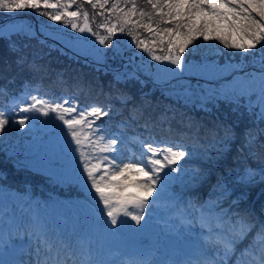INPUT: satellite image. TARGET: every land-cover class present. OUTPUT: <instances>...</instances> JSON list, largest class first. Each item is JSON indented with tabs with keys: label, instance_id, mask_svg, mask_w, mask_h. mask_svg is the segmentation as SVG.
I'll use <instances>...</instances> for the list:
<instances>
[{
	"label": "snow or ice",
	"instance_id": "1",
	"mask_svg": "<svg viewBox=\"0 0 264 264\" xmlns=\"http://www.w3.org/2000/svg\"><path fill=\"white\" fill-rule=\"evenodd\" d=\"M25 9L60 22L66 29L87 34L76 37L77 41L86 40L88 35L94 37L105 49L113 48L114 55H123L116 45L118 35L131 37L130 46L140 50L141 55L146 53L174 77L185 72L202 78L237 74L230 84L219 89H205L189 82L179 84L170 94L208 113L212 111L208 105L216 107L220 101L235 105L233 112L243 107L255 116L257 126L244 130L243 143L237 151L243 155L247 150L248 157L257 159L259 150L264 149V141L260 139L264 128L259 127V122L264 121V0H0L2 11ZM8 39L9 51L18 54V66L27 64L31 71L41 70L35 58L29 61L22 49ZM197 41L218 42L215 47L222 45L233 50L242 57V62L223 66L215 61L189 63L186 54H195L199 48ZM68 47L82 50L73 43ZM94 59L103 62L100 56ZM128 61L131 65L133 57ZM249 64L259 71H243ZM241 72L243 75H239ZM57 79L66 83L62 73ZM114 80L117 83L139 80V75L136 71H117ZM154 80L160 82V77L154 76ZM90 88L89 85L86 90L78 83L71 92L57 97L47 93L32 95L39 88L30 81H25L19 94L0 86V97H10L12 101L8 106L0 105V137L13 125L25 128L32 121L50 128L57 160L44 169L49 179L78 189L83 195L81 206L88 209L95 227L102 233L113 238L135 234L137 239L130 250L101 257L89 240L77 237L75 230L67 232L42 216L40 208L48 205L37 202L33 206L22 194L13 199L19 217L15 209L0 207L2 264H264V222L254 220L247 212L233 210L238 208L243 195L228 202L235 186L249 185L257 176L264 181V168L245 167L235 177L233 188L229 187L227 177L222 176L206 199H186L183 193L173 190V185L195 188L206 178L203 170L188 167L197 156L195 147L184 142L186 133L180 134L179 139L158 138L153 131L159 124L166 125L163 131L172 132L170 121L175 119V113L171 116L163 113L157 121L149 117L140 125L144 132H137L132 122L140 120L144 110L134 107L129 118L118 121L113 130L104 118L120 116L123 109L110 102H82L81 95L86 98ZM106 99H115L124 106L131 97L117 90L114 96L106 94ZM13 107L18 109L19 118L11 110ZM191 126L189 117L185 127ZM218 127L222 135L215 130L210 133L211 147L217 155L205 154L204 159L223 158L237 138L233 126ZM128 129H133L131 134ZM155 210L168 215L165 224L170 231L189 240L188 251L180 253L181 258L156 259L154 247L139 239ZM21 233L30 241L27 250L30 259L9 262L4 256L16 249Z\"/></svg>",
	"mask_w": 264,
	"mask_h": 264
},
{
	"label": "trees",
	"instance_id": "2",
	"mask_svg": "<svg viewBox=\"0 0 264 264\" xmlns=\"http://www.w3.org/2000/svg\"><path fill=\"white\" fill-rule=\"evenodd\" d=\"M23 16H28V22L25 21V19H21ZM95 19L96 22H99L98 17ZM2 21L4 22L0 27V33H3L4 35L0 36V78L5 75L14 74L15 79L22 78L26 81H30L33 86H38V94L43 95L47 93L49 94V96L57 97L62 95L65 91L71 92L73 87L78 83L82 84L86 90H88V86L90 85L91 88L90 91H88L87 97L85 98L83 95H81L80 97L81 101L84 103H87L89 101H94L101 104L110 102L114 104L116 108L125 109L126 117L124 119L129 118L130 111L134 107H142L144 110L143 117L138 121L132 122L136 130L138 129V127L143 129L142 127H140V125H142L144 123V120L149 117L152 121H157V118L160 117L163 113H167V115L169 116L175 113V119L170 121L172 132L163 131L162 129L166 127V125L157 124L156 129L153 130L157 136L164 132L167 137L179 139L180 134L186 133L187 135L184 137V142L188 144H197L199 141L201 145H210V142H208L209 140L204 141L203 139H196L191 131H189L183 124L178 122L181 121L182 123L186 124L188 122V118L190 117L192 119V126L190 128L199 129L200 119L204 118L206 120H209L208 118L204 117L205 114L202 115L195 109L193 110L189 108L183 100H176L175 98L165 96L164 94H142L145 90L143 88L135 86L134 84H131V86L129 85L130 87L128 85L125 86L123 83V85H112V83H110L112 82V79L109 78H112L114 76L113 70L104 72L103 69H101L99 66L87 60L88 57L94 59L92 55L87 53L88 51H90V47L88 45V43H90L89 38H87L86 40L81 39L80 41H77L76 37H78V34L76 32H70L71 29L64 28L60 22H52L47 17L36 15L34 10L32 9H25L22 11L16 10L12 12L0 10V25ZM9 24H22L23 26L27 27L32 24L34 30L28 31L25 28H20L16 31L20 33L19 35H17L15 34L16 32L9 33V31L4 29V27ZM45 24H53L54 26L48 25L47 30H41V28L44 27ZM26 32L27 35L25 34ZM120 35L131 39V37H128L126 35ZM9 37L22 49V52L28 56L29 61L33 60L34 58L36 59V63L42 66L40 71H31L27 64L23 65L22 67L16 64L18 54L9 51ZM64 39L65 41H67V43L64 42ZM69 43L77 44L78 47L82 50L77 51L73 48H69ZM221 52L222 55H225L227 59L215 56H213V58L196 57L195 59H193L192 56H189L187 54L186 58L188 61L190 60L189 63L192 64H199L210 61H215V63L219 64L222 63L223 59H225L226 62H230L233 57V50L224 49ZM71 56H73L74 58ZM99 65H102V63H99ZM109 66L114 67V65L111 64ZM61 73L63 74V79L66 83L58 82L57 77L58 74ZM191 74L192 73L185 72L181 77L182 79H184V81L191 82L192 85L199 84L202 88L205 89H207L205 81H213V77L202 78L196 75L193 76ZM146 81L148 82H145V84L151 83L154 84V86L158 87V85L154 82L155 80L150 81L146 79ZM214 88L219 89L217 87ZM117 90L125 92L131 97L127 105L122 106L115 99H106V94L112 93L114 96ZM130 105L132 109H130ZM225 109H229V104L225 103ZM241 113L242 115L240 114V112L231 111L229 112V116L227 117L229 120H221L220 122L225 125L239 127L237 123L232 121H241V124H245V121L248 119L249 115V113L245 109ZM255 125L247 128H255ZM262 125L264 126V121L259 122V127H262ZM209 128V131L211 133L213 129L211 127ZM23 129L29 132H33V130L35 132H38L37 128L34 125L33 128H29L28 126H26L25 128H20L17 125H13L9 132L4 135V137H9V140L13 142L15 136L19 135V131H22ZM128 130H130L131 132L133 131V129ZM210 133L208 132L207 134L208 138L211 136ZM261 136L264 138V135ZM2 139L3 136L0 137V153H3L5 155L8 152H13L15 145H7L6 143L2 142ZM242 143L243 135L240 134L233 142L231 152L233 151V153H238L237 149ZM208 151V157H215L217 155L215 149L211 150L208 148ZM246 152L247 150H245L244 153ZM224 157L220 159H204L209 168H198L203 170L207 176L209 173H212L210 168L214 167L215 173L213 174L216 175L220 169L219 166H221V162L223 160H226ZM259 157L263 160L262 162L264 163V152L262 150H259ZM259 157L257 159H259ZM216 168L218 169L216 170ZM252 184L254 183H251V185ZM259 184L262 185V181Z\"/></svg>",
	"mask_w": 264,
	"mask_h": 264
},
{
	"label": "rangeland",
	"instance_id": "3",
	"mask_svg": "<svg viewBox=\"0 0 264 264\" xmlns=\"http://www.w3.org/2000/svg\"><path fill=\"white\" fill-rule=\"evenodd\" d=\"M21 19H25V21H27V22L29 20L28 16H23ZM48 25L54 26L53 24H45V26L42 27L41 30H47ZM1 26H2V23H1L0 27ZM20 28H25L28 31L34 30L32 24H30V26H28V27L23 26L22 24H19V25L9 24V25H6L4 27V29L9 31V33H14L17 30H19ZM70 32H74V31L71 30ZM77 34H78V36H83L82 34H79V33H77ZM119 35L117 37L116 45H117V47H119L121 49L123 55H114V49L113 48L105 49L104 46L99 45L98 41H96L95 38L91 37L90 35H88V37H87V38H89V41H90V43H88V45L90 47V51H88L87 53L92 55L93 57L100 56L102 58L103 62H102V65H99V67L101 69H103L104 72H109L111 70H113L114 73L117 71L123 72L125 70L136 71L137 75H139V80H129L127 82H122L125 86H127V85L131 86V84H134L135 86H137L139 88H143L145 90L142 94H145V93L164 94L165 96L173 97L176 100H183V99H180L178 97L171 95L170 93L173 92L174 90H177L179 84H187L189 82L184 81V79H182V77H174L171 73H169L165 70H162L163 66L160 65L156 61H151L150 58H148L146 53H144L143 55L140 56V59L145 63V65L143 67L140 64H138L136 61H134V59H133V63H131V65H129L128 58L130 56L132 57V55L134 53L140 52V50L135 49L133 46L129 45V41L131 39H128L125 36H122V35L119 36ZM64 42L67 43V41H65V39H64ZM79 43H82V42H79ZM196 44L199 45V48L195 50V54H197V55H191L193 59H195L196 57L197 58L198 57H203V58L211 57V58H213V56L220 57V58L221 57L226 58L225 55H222V52H221L225 48L222 45H220L218 48L215 47V45L218 44V42L197 41ZM97 50H99V51H97ZM232 55H233V57L230 60V62H226L225 59H223L222 63H219L218 65L223 66V65L228 64V63L240 64L242 62V57L239 54H237L233 51ZM71 57H73V56H71ZM250 59H251L250 57L247 58L245 62H247V60H250ZM188 62H190V60ZM104 64H106V67L103 66ZM107 64L114 65V67L109 66ZM157 75L160 77V82H156V81H154V82L158 85V87L154 86V84H151V83L145 84V82H148V81H146V79L152 81V80H154V76H157ZM191 75H193V74H191ZM233 75H237V74L234 73L232 75H229L228 73H224L222 76L217 75V76L212 78L213 81H205L206 86H207V88L224 87V86H226L232 82ZM239 75H243V74L239 73ZM193 76H192V78H193ZM227 76H230V77L228 79H226ZM109 79H112V82H110V83H112V85H114V84L123 85L122 83H117L114 80V76L112 78H109ZM197 103H199V101H197ZM188 107L193 109V110L195 109L198 113H201L202 115L205 114L204 117L208 118L210 121L202 119V122L204 123L205 127H211V123L217 124L218 120L219 121L229 120L227 117L229 116V112L232 111V108L235 107V105L229 104V109H225V103L223 101L218 102L216 107H212V105L209 104L208 107L212 108V111L210 113L204 112L200 108L195 107L192 104H188ZM12 110L17 112L16 118H19L18 109L14 107ZM243 110H244V108L241 107L239 109V112L241 113ZM217 113L219 114V116ZM254 121H255V116L254 115H248V119L245 121V124H241V121H232V122L237 123L240 130L244 131L247 127L254 126L255 125ZM37 128H38V132L36 135V138H37L36 141L28 140L27 138H29V136L26 135L25 132L19 131V135L15 136L13 142H11L9 140V137H4V136H3L2 142L6 143L7 145L14 144L15 146H18L19 150H20V145L29 143L31 146L28 149V153L32 155V158L35 161L40 162V164H41L40 166L43 167V165H44L43 160H39L38 158L41 157V155H42L41 153H43L45 151L46 145L49 142V138L44 139V140H39V136L41 135V133L39 131L40 124H37ZM51 142H54V141H51ZM212 143L213 142H211L210 145L208 146V148L211 150L214 149L211 147ZM19 154L20 155L22 154L21 150H20ZM7 156L8 155H6V154L4 155L3 153H0V176L2 177V178H0V180H2L4 177H6L9 171H13V172H17V173L26 172L25 167H21V168L14 167V165H13L14 162L11 161L12 160L11 157H7ZM42 157L45 158L43 155H42ZM203 157H204V155L202 156V160H204ZM46 159H47L46 160V165H47L48 164L47 161H49L50 158L48 157ZM247 161L251 162V159H248ZM254 161H257V160H254ZM256 164H260V163H256ZM50 182L52 184L54 183L51 180H50ZM260 182L261 181L259 180V176H257L255 182H253L254 184H252L251 186L262 187L259 184ZM263 182L264 181H262V185H264ZM147 236H148L147 234H145L143 231H141V233L139 235V239L142 240L144 243L145 240L147 239ZM129 239L136 241L137 237L135 236V234H131Z\"/></svg>",
	"mask_w": 264,
	"mask_h": 264
},
{
	"label": "water",
	"instance_id": "4",
	"mask_svg": "<svg viewBox=\"0 0 264 264\" xmlns=\"http://www.w3.org/2000/svg\"><path fill=\"white\" fill-rule=\"evenodd\" d=\"M2 23V22H1ZM140 52H136V53H134L133 55H132V57H133V59H134V61H136L138 64H140L142 67L145 65V63L140 59V56H141V54H139ZM88 60L90 61V62H92V63H94V64H97V65H99V63H97L94 59H92V58H90V57H88ZM133 63V62H132ZM105 67H106V65H105ZM243 71H245V72H248V71H259V69H257V68H253L251 65H249L248 67H245L244 69H243ZM241 74H243V72H241ZM230 76H227L226 77V79H228ZM225 79V78H224ZM225 79V80H226Z\"/></svg>",
	"mask_w": 264,
	"mask_h": 264
},
{
	"label": "bare ground",
	"instance_id": "5",
	"mask_svg": "<svg viewBox=\"0 0 264 264\" xmlns=\"http://www.w3.org/2000/svg\"><path fill=\"white\" fill-rule=\"evenodd\" d=\"M219 125H225V124H223V123L220 122V121H218V123H217V132H219V134L222 135L223 133H222V131L220 130V128L218 127ZM256 126H257V125H256ZM233 128L235 129L237 136L240 135V134H241V135L243 134V132L240 131L239 127H237V126H233ZM261 128H264V126L262 125ZM208 140H212V137L210 136V137L208 138ZM234 155H238V156H240L241 154L238 152V153H234L233 156H234ZM222 162H226V160H223ZM254 194H255V195L258 194V191H257V192H254Z\"/></svg>",
	"mask_w": 264,
	"mask_h": 264
}]
</instances>
